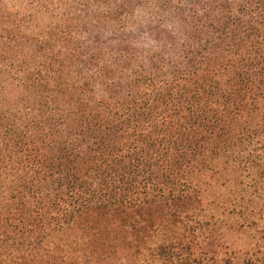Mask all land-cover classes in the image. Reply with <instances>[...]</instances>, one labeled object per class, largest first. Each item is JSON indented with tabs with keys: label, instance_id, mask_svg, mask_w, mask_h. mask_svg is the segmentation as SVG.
Here are the masks:
<instances>
[{
	"label": "trees",
	"instance_id": "obj_1",
	"mask_svg": "<svg viewBox=\"0 0 264 264\" xmlns=\"http://www.w3.org/2000/svg\"><path fill=\"white\" fill-rule=\"evenodd\" d=\"M0 264H264V0H0Z\"/></svg>",
	"mask_w": 264,
	"mask_h": 264
}]
</instances>
